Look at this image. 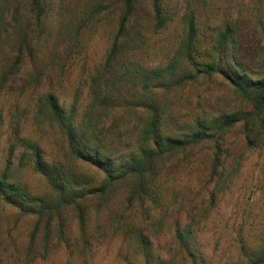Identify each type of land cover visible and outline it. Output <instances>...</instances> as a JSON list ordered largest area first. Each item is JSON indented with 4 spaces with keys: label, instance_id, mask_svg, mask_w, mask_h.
<instances>
[{
    "label": "trees",
    "instance_id": "1",
    "mask_svg": "<svg viewBox=\"0 0 264 264\" xmlns=\"http://www.w3.org/2000/svg\"><path fill=\"white\" fill-rule=\"evenodd\" d=\"M174 1L147 0L144 10L142 0H89L77 16L67 0H0V96L20 80L36 85L33 120L61 141L60 156L48 160L40 141L21 137L0 173V208L33 222L29 253L37 247L45 252L68 247L73 226L87 247L93 205L99 215L121 198L129 210L114 214L109 228L129 243L131 260L126 264H209L198 252L193 223L182 226L177 221L172 230L175 248L161 253L155 246L158 237L144 234L147 221L142 217L159 218L163 225L164 213L173 206L168 193L174 190L165 180L190 168L189 159L201 146L212 144L209 198L215 204L243 168L229 147L231 133L239 129L247 149L264 143V54L256 70L248 63L246 67L237 52L239 29L223 21L208 36V27L199 24L188 6L179 18L183 31L169 61L150 66L137 46L146 45L150 31L171 27ZM111 11L117 20L108 53L91 73L81 102L66 105L43 81L49 71H64L72 53L83 46L84 28ZM217 76L241 107L213 117L176 119L177 95ZM4 118L0 105V125ZM120 125L133 134L135 144L118 157L104 141L116 137ZM18 145L24 147L20 165L44 178L48 194L33 195L12 181L11 158ZM5 251L0 237V264H5ZM238 264H264V242L242 252Z\"/></svg>",
    "mask_w": 264,
    "mask_h": 264
},
{
    "label": "rangeland",
    "instance_id": "2",
    "mask_svg": "<svg viewBox=\"0 0 264 264\" xmlns=\"http://www.w3.org/2000/svg\"><path fill=\"white\" fill-rule=\"evenodd\" d=\"M89 0H67L72 4L77 16H81ZM142 9H147V0ZM176 20L171 27L160 33L150 31L146 36V45H138L150 64L165 65L177 45L183 28L179 18L190 6L196 11L199 24L211 30L219 27L223 21L239 29L240 46L238 55L256 70L259 59L264 54V0H175ZM111 13H113L111 11ZM105 12L92 24L84 28L83 46L72 53L66 62L64 71L55 69L43 81L61 102L70 105L79 103L89 88L90 75L104 61L111 39L116 32V13ZM147 17V11L143 13ZM6 18V24L11 23ZM8 27V26H7ZM9 30H12L11 26ZM80 50H83L79 53ZM14 87L1 93L0 105L4 109V123L0 125V173L7 166L10 148L21 137L40 141L46 158L60 156L61 141L48 132L39 129L33 120L34 103L32 96L36 85H26L21 80ZM174 106V117L188 120L193 115L213 117L221 113L238 110L241 103L227 83L219 76L212 80L201 79L186 91L178 94ZM178 101L180 103H178ZM114 130V138H108L104 145L116 156L132 151L133 134L120 125ZM229 147L236 162H242L243 168L232 181L225 193L215 202H210V155L212 144L196 150L190 168L180 169L166 178L174 185L170 190L173 206L165 221L159 226V218L147 221L143 231L147 236L158 237L155 246L161 253L175 248L172 235L175 223L182 226L193 223L196 231L197 247L209 264H238L242 252L256 249L264 242V143L253 149H247L239 129L228 137ZM24 147L18 145L13 152L12 181L24 185L33 195H46L49 192L44 178L30 167L21 166L20 157ZM90 221V242L86 247L78 237L73 226V238L68 247L36 248L29 253L28 241L33 222L16 212L0 208V237L5 251V264H126L129 257V243L122 235L109 228L114 214L128 211L123 199L119 198L109 208L100 210L98 215L93 205ZM158 217V216H156ZM14 223L16 227H13ZM172 252V250H171Z\"/></svg>",
    "mask_w": 264,
    "mask_h": 264
}]
</instances>
